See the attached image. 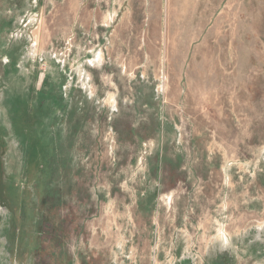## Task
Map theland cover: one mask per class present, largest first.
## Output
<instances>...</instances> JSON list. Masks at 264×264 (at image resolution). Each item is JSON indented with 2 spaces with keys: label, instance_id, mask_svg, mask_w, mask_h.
Listing matches in <instances>:
<instances>
[{
  "label": "rangeland",
  "instance_id": "1",
  "mask_svg": "<svg viewBox=\"0 0 264 264\" xmlns=\"http://www.w3.org/2000/svg\"><path fill=\"white\" fill-rule=\"evenodd\" d=\"M261 223L264 0H0V264H264Z\"/></svg>",
  "mask_w": 264,
  "mask_h": 264
},
{
  "label": "crops",
  "instance_id": "2",
  "mask_svg": "<svg viewBox=\"0 0 264 264\" xmlns=\"http://www.w3.org/2000/svg\"><path fill=\"white\" fill-rule=\"evenodd\" d=\"M102 60V57H101V59H100V61ZM99 61V62H100ZM161 81H162V83H166L167 81H168V77L167 76H165L164 74L161 76ZM163 89H164V91H165V86H163ZM113 104H114V107H116V100H114L113 101Z\"/></svg>",
  "mask_w": 264,
  "mask_h": 264
},
{
  "label": "bare ground",
  "instance_id": "3",
  "mask_svg": "<svg viewBox=\"0 0 264 264\" xmlns=\"http://www.w3.org/2000/svg\"><path fill=\"white\" fill-rule=\"evenodd\" d=\"M98 55V54H97ZM101 58V55L99 54V57H98V59H100ZM79 72V71H78ZM84 74H86V73H84ZM84 77H85V75H84ZM261 226L263 227L264 226V223H261ZM219 242L221 243V244H224V245H227L228 243L226 242V240H225V238L224 237H220L219 238Z\"/></svg>",
  "mask_w": 264,
  "mask_h": 264
}]
</instances>
